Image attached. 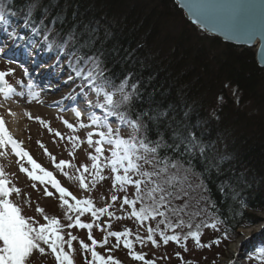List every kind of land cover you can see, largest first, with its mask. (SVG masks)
<instances>
[{
    "label": "snow or ice",
    "instance_id": "obj_1",
    "mask_svg": "<svg viewBox=\"0 0 264 264\" xmlns=\"http://www.w3.org/2000/svg\"><path fill=\"white\" fill-rule=\"evenodd\" d=\"M58 3L59 0H49L50 6L41 8L42 0H27L28 11L22 25L14 26L11 30L4 29L5 39L0 41V53L7 57L8 53L4 49L9 48V41L12 42V48L35 49L37 54L54 53L56 59L53 67L61 68V74L55 82H49L47 87L55 86L57 90L69 89L67 95L56 102L58 107H62L64 100L68 101L69 108L73 104L76 105V108L71 110L77 118V124L70 123L67 119L62 122L70 130H75L77 126L80 129H91L86 132V140L87 145L94 148L95 154L87 157L91 161V168L88 164L82 166L83 173L79 181L81 187H88L85 174L101 181L110 179L112 187L124 193L122 197L112 194V204L119 200L122 208L131 206V216L136 220L155 222V227H146V239L153 246L159 247L157 237L165 245L169 242L181 245L182 240H191L197 249L219 246L222 241L230 238L227 227L221 232V226L228 223L227 214L221 212L218 215L224 216L223 220L212 219L209 223H203L202 219L201 223L195 225L197 230H192L194 219L212 217L214 212L209 209L215 210L217 206L204 195L206 189L201 184H194L189 179V170L185 167V164H190L193 160H200L205 170L210 171L215 167L218 174L222 172L223 157L218 155L215 145L205 139L203 132L199 131L209 121L219 119V109L213 107L207 120L197 116L194 122L193 112L188 109L179 115L174 109H136L135 104L130 102L140 101L143 96L140 79L131 69L121 75L113 71L119 50L115 46L108 47L111 36L107 30L102 31L99 23L94 20L75 19V13L69 23L66 9H61L55 16H51V9L57 7ZM190 9H194L196 14L206 10H230L233 13L234 26L237 22H243L245 16L255 10V5L244 0H233L231 3L200 0L190 5ZM35 10L42 13L38 20L35 18ZM260 11L264 20V5L260 6ZM0 21L7 23L2 10ZM129 59L130 57H126L125 63ZM13 72L11 69L0 71V84ZM23 75L31 76L27 67L23 68ZM26 86L32 99H39L40 91L34 89L41 86L31 80L26 82ZM224 87L228 88L229 85L225 84ZM0 93L4 99H8L16 93V89L12 86L7 90L0 87ZM223 101L224 96L218 95L217 103L222 105ZM4 125L5 122L0 117V133L4 132ZM129 129L132 130L131 134H127ZM54 135L64 139L59 131ZM67 139L71 141L73 137L69 136ZM8 141L12 143L13 148L16 147L17 142L11 136ZM4 143L5 140L0 135V144ZM15 154L20 158L27 157V163L42 175L29 171L23 165L20 167L21 172H26L33 181L45 185L50 183L68 212L76 214L75 217L67 215L68 223L65 227L89 230L87 238L91 241V248L83 241L80 246L91 252L92 264H120L119 261H113L111 255L105 259L104 255L96 250L98 242L93 238L91 231L94 225L83 223L80 219L85 213H91L94 218L105 213L111 217V205L96 208L92 199H78L71 191L62 187L53 178V173L43 169L27 151L21 150ZM68 163L66 160H60L56 167L62 168ZM6 183L0 179V264H27L35 258L33 254L36 250L40 254L45 253L44 246L55 254L58 264H73V258L65 251V245L71 250L77 236L71 231L62 234L60 221L56 218H52L49 223L34 225L32 218L26 219L21 214V207L9 198L14 193L19 194L21 190L5 187ZM227 184L228 181L225 180L218 186L222 194ZM129 189L133 190L132 198H129ZM44 192L47 196L54 195L47 187ZM67 197H71L74 203H69ZM44 219L49 218L45 216ZM73 219L75 224L72 223ZM185 228L188 229L187 232L184 231ZM201 228H210L221 234L205 243L202 242ZM131 235V231H109L100 247L108 243V237H114L117 244L125 237L124 247L132 250L134 242L127 239ZM136 240L141 241L143 245L144 238L139 234ZM181 246L188 251L186 244ZM130 254L134 260L154 264L152 260H145L143 253L132 251ZM176 255L180 256L179 253ZM246 259L264 264V246L254 249ZM185 264H191V261H186ZM230 264L237 262L231 261Z\"/></svg>",
    "mask_w": 264,
    "mask_h": 264
},
{
    "label": "trees",
    "instance_id": "obj_2",
    "mask_svg": "<svg viewBox=\"0 0 264 264\" xmlns=\"http://www.w3.org/2000/svg\"><path fill=\"white\" fill-rule=\"evenodd\" d=\"M26 4L27 0H0V10L4 16L23 12L24 20ZM46 6L49 0H42L41 8ZM61 9H66L69 23L75 13V19L94 20L102 31L107 30L108 47L119 50L113 71L121 75L131 69L140 79L143 96L130 102L136 109H174L177 115L188 109L193 122L197 116L207 120L213 107L219 109V119L199 131L223 157L222 172L218 174L215 167L205 170L200 160L185 167L199 178L204 195L217 206L209 209L212 217L223 220L218 214H227L228 223L221 227L228 228L229 236L264 221L259 217L264 212V70L257 66L254 50L207 37L184 19L172 0H59L51 16ZM41 14L35 10L37 20ZM126 57H130L127 63ZM218 95L224 96L222 105L217 103ZM225 180L222 194L218 186ZM123 215L118 210L114 219L119 225L113 228L131 231L135 247L136 234L122 223ZM112 241L108 237L104 247ZM115 244L117 249L101 254L123 264L115 256L121 252L120 242Z\"/></svg>",
    "mask_w": 264,
    "mask_h": 264
},
{
    "label": "rangeland",
    "instance_id": "obj_3",
    "mask_svg": "<svg viewBox=\"0 0 264 264\" xmlns=\"http://www.w3.org/2000/svg\"><path fill=\"white\" fill-rule=\"evenodd\" d=\"M11 15L10 12H7L5 18ZM23 15V12H20L6 18L7 23L2 22L0 24V41L5 39V28L11 30L14 26L22 25ZM8 43L9 48L4 49L8 53L7 57L3 53H0V71L14 70L13 73L5 77L3 88L7 90L9 86H12L16 89V93L8 99H4L3 94L0 93V117L5 122V130L3 133H0L5 140L4 144H0V179L7 182L5 187L19 188L21 190L19 194L14 193L9 198L21 207V214L26 219L32 218L34 225L49 223L52 218H56L60 221L59 228L62 234L71 231L73 235L77 236V240L73 242L71 250L65 245V251L73 258V264H92L91 252L85 251L80 246V242L83 241L88 243L91 248V241L87 238L89 230L78 227L67 229L65 227L68 223L66 219L67 215L71 214L75 217L76 214L68 212L67 207L60 201L59 194L51 188L50 183L45 185L39 181H33L26 172L20 171V167L23 165L29 171H35L37 174L42 175V173H39V170H34L27 163V157H17L15 153L18 151H27L43 169L53 173V178L62 187L67 188L78 199H92L93 206L96 208L103 207V205L106 207L111 205L109 207V211L113 213L111 217L107 213L96 218L92 217L91 213H85L80 217L81 222L92 223L94 225L91 230L92 236L98 242L96 250L100 253L119 247L115 244L116 240L112 241L107 248L100 247V245L103 244L104 237L108 235L109 231H118L113 228L114 225H119L118 219H114V216L118 215V210H121L122 213L124 212L123 218L125 219L122 220V223L133 228L132 231L135 232L136 236L139 234L144 240L143 245L141 241H137L135 247L129 250L123 245L124 237L121 238V252L115 256L121 257L123 264H135L134 261H138L132 258L130 254L132 251L143 253L145 260H152L154 264H185L186 261H191V264H213V262L214 264H230L231 261H236L237 264H260L259 261H248L246 257L253 253L254 249L260 247L264 238V221L254 227L240 229L238 234L232 235L229 239L222 241L219 246L213 245L211 249H197L193 241L184 242L182 240L181 245L186 244L188 249V251H185L183 246L177 245L175 242H169L167 245L163 244L158 237L159 247H156L151 245L146 239V227H155V222L136 220L131 216V206H123L122 208L121 201L119 200L115 204H112V194L115 193L122 197L124 193L118 192L116 188L112 187L110 179L101 181L89 174H85L88 187H81L79 181L83 173L82 166L88 164L89 168H91V161L87 157L90 154H95L94 148L88 146L86 140V132L91 129H80L77 126L75 130H70L62 122L64 119H67L70 123L77 124V118L71 110L74 109V104L69 108V105H66L64 101L62 107H58L56 103L67 95L69 89L63 88L61 91H58L55 86L53 88L47 87L49 82H55L61 74V68L53 67L56 59L55 55L47 52L37 54L35 49L12 48V42L9 41ZM25 51L27 52L26 55H24ZM36 55L37 61L35 62L34 57ZM43 65H46V68L42 75L45 72H48L49 75L47 78L41 79L38 74L42 71ZM24 67L28 68L29 73H31L30 77L23 75ZM30 80L41 86V88L34 89V91H40L39 99H32L29 95L26 82ZM113 127H116V125H113ZM57 131L63 135L64 139L54 135ZM131 131L129 129L127 134H131ZM9 136L17 142L15 148L8 141ZM69 136H72L73 140L69 141L67 139ZM77 137L79 139H76ZM93 139H97V137H93ZM60 160H66L69 163L62 168H57L56 165ZM105 174H107L106 170ZM189 179L194 184H201L199 178L191 172H189ZM93 180H95V184H93ZM45 187L49 191H52L54 195H45ZM128 194L129 198H132L133 190L129 189ZM68 198L69 200L71 199V197ZM37 209H43V211H37ZM45 216L49 219L45 220ZM259 217L264 220V212L259 214ZM202 219L203 223H209L214 218L194 219L192 221V230H197L195 225L201 223ZM72 223L75 224L74 219ZM200 230L203 233L202 242L205 243L221 234L214 232L210 228H201ZM184 231L187 232L188 229L185 228ZM65 238L67 239V236ZM132 238L135 237L133 235L127 237V239L133 240ZM44 247L45 253L40 254L36 250L33 254L35 258L29 260L27 264H58L55 261V254L47 246ZM176 253H179L180 256H177ZM138 262L144 264V261Z\"/></svg>",
    "mask_w": 264,
    "mask_h": 264
},
{
    "label": "water",
    "instance_id": "obj_4",
    "mask_svg": "<svg viewBox=\"0 0 264 264\" xmlns=\"http://www.w3.org/2000/svg\"><path fill=\"white\" fill-rule=\"evenodd\" d=\"M184 19L204 35L216 38L224 44L254 49V59L259 68L264 70V20L260 6L264 0H244L255 5V10L248 13L243 22L233 26V13L230 10H206L196 14L190 5L200 0H172ZM217 3H231L233 0H215ZM4 84V83H3ZM0 84V87H3Z\"/></svg>",
    "mask_w": 264,
    "mask_h": 264
},
{
    "label": "bare ground",
    "instance_id": "obj_5",
    "mask_svg": "<svg viewBox=\"0 0 264 264\" xmlns=\"http://www.w3.org/2000/svg\"><path fill=\"white\" fill-rule=\"evenodd\" d=\"M45 68H46V65H43V67H42V71L38 74V76L41 77V79L47 78L48 75H49L48 72H45V74L42 75V73L44 72V69H45ZM48 68H50V67H48ZM50 70H51V69H50ZM58 91H61V90H58ZM64 103H65L66 105H68V101H67V100H64Z\"/></svg>",
    "mask_w": 264,
    "mask_h": 264
}]
</instances>
